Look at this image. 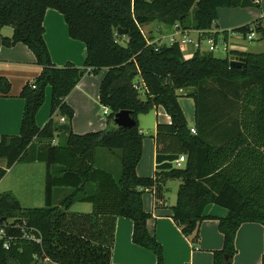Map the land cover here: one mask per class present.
Listing matches in <instances>:
<instances>
[{"label":"trees","instance_id":"obj_1","mask_svg":"<svg viewBox=\"0 0 264 264\" xmlns=\"http://www.w3.org/2000/svg\"><path fill=\"white\" fill-rule=\"evenodd\" d=\"M241 2L0 0V28L12 30L11 38L2 37L1 44L8 48L18 43L25 45L41 68L40 74L26 83L19 94L23 101L19 134L0 136V160L5 161L0 180L15 163L28 164L37 159L35 142L57 136L63 137L62 141L53 148L44 145L40 157L55 163L51 175H66L80 182L57 205L47 199V205L40 208H22L10 192L0 194V223L25 225L26 230L34 228L41 236L37 244L20 237L18 228L8 230L17 237L8 249L0 245V264H43L49 258L65 259L67 264H109L107 247L95 248L88 241L61 231L70 207L96 195L92 182L99 183L98 192H106V184L112 186L108 177L111 174L94 166L93 154L98 149L114 154L121 167L113 179L116 191L107 188L109 199L101 211L129 219L132 243L149 250L155 256V264H163L162 248L146 229L150 215L143 210L142 196L165 179L180 182L170 210L185 237L208 218L203 213L206 206L213 204L227 211L224 218L217 219L223 245L214 252L212 264H231L239 227L245 223L264 226V52L227 51V57L221 59L197 50L185 59L179 44L153 42L144 36L142 27L156 22L166 29L177 25L183 33L196 31L199 41L219 38L218 33L211 32L218 9L237 8ZM47 9L59 12L69 37L84 44L86 57L81 68L71 63L61 67L52 63L43 39L42 23ZM250 27L242 26L231 33L244 35ZM119 28L125 33L120 35ZM254 31L264 38L258 24ZM228 34L224 31L221 38L226 41ZM230 56L243 58L245 66L230 68ZM101 69L106 72L98 101L108 109L106 129L74 134L70 128L74 112L65 99L88 71L96 73ZM47 86L51 87L49 119L39 128L35 117ZM9 90V82L0 77V96H7ZM180 97L194 101L195 134H191L186 123L178 103ZM157 107H162L171 121L156 126L153 177L140 178L135 169L142 154L143 135L137 118ZM120 111H127L135 121L132 128L116 126L114 118ZM55 114L65 122L55 123ZM179 156L185 157V164L178 169L173 162Z\"/></svg>","mask_w":264,"mask_h":264},{"label":"crops","instance_id":"obj_2","mask_svg":"<svg viewBox=\"0 0 264 264\" xmlns=\"http://www.w3.org/2000/svg\"><path fill=\"white\" fill-rule=\"evenodd\" d=\"M257 5L256 8H251L252 4L248 8L218 9V19L212 25L211 32L218 33L219 37H222L221 34L224 31H231L246 25L254 27L257 24L264 31V0H258ZM42 25L44 28L43 39L52 63L59 67L66 63H71L75 67L81 68L86 57L85 46L69 37L63 16L56 10L47 9ZM159 27L168 35L175 32L173 28L166 29L162 24ZM158 32L160 30H156L150 35L154 37L152 41L166 44L164 40H166L168 35L159 36ZM190 32L197 34L199 44L198 32ZM11 36L12 30L10 28H0V77L7 80L10 84L7 96H0V136H17L19 134L23 112V101L19 98V94L23 86L32 82L41 71V68L36 65L35 56L25 45L18 43L8 48L1 44L2 37L11 38ZM255 36L256 39L262 40L260 43L263 45L260 47V51L243 47L244 43L241 42L242 40L236 34H228L226 38L227 51L253 54L263 53L264 38H262V33L255 32ZM229 45H232L233 48L229 49ZM194 47H190L191 50L188 51L190 53L187 54L182 49L185 59L193 56L195 53ZM105 72L106 69H101L96 73L88 71L66 97V104L74 112L70 125L74 134L81 135L106 129V120L101 117L100 108L102 106L98 101L99 86ZM136 81L140 85L139 90L143 94L144 91L140 80ZM182 98L178 99V103L188 127L193 128L194 101L188 97ZM50 104L51 87L47 86L44 102L35 117L37 127L42 128L48 121ZM148 115H151L152 123L147 129L148 134H146L143 127L140 128L139 118ZM52 119L55 123L65 122H61V118L59 120L56 114ZM170 121V117L162 107L155 108L147 115L138 116V130L143 135L142 154L135 169L138 177H153L156 166V147L153 136L155 135L156 126L158 124H169ZM61 138L63 139V137ZM35 145L37 146V159L32 163H21L25 166L16 170L14 178L16 183L14 187L7 190L15 198L16 193L18 194L25 187H27V191L41 193L42 185H45L46 182V198L53 205H57L63 195L71 189L78 188L80 182L77 178L71 180L66 175H51L50 172L56 166L55 163H50L40 157L45 149L42 142H35ZM53 146H56V144L53 143L50 148H53ZM87 160L88 158H86ZM117 160L114 154L103 149H98L93 154L95 168L111 174L107 175L110 179L109 181L112 182V186L109 184L105 186L110 188L112 192L116 191L115 186H113V179L120 174L114 175V173H118V169L115 167ZM18 165L19 163H15L6 171L5 175L10 174L14 167ZM5 178L6 176L1 180ZM167 180L171 181V179ZM167 180H161L159 187H153L151 191L144 193L142 196L143 210L150 215L146 222V229L155 237L162 248L163 264H212L214 252L221 250L223 245V237L218 231L217 219L224 218L227 211L213 204L206 206L203 213L208 218L198 224L196 231L191 236L185 237L171 217L170 208L175 204L176 193L173 196L168 195L170 190L167 188ZM92 183L95 186L96 195L92 200L77 201L70 207L66 212L61 231L66 235H72L83 241H88L95 248L107 247L109 250V264H155V256L149 250L132 243V222L129 219L118 217L111 213H102V206L104 207V203L108 201L109 198L107 199V197H109L108 193L110 190L108 191L106 188V192H98L97 186L99 183ZM179 184L178 180L176 191ZM16 200L21 204L18 198ZM234 244L236 254L232 258L231 264H264L263 225L256 223L242 224L236 232ZM64 260L59 261L49 258L43 264H67L66 260Z\"/></svg>","mask_w":264,"mask_h":264},{"label":"rangeland","instance_id":"obj_3","mask_svg":"<svg viewBox=\"0 0 264 264\" xmlns=\"http://www.w3.org/2000/svg\"><path fill=\"white\" fill-rule=\"evenodd\" d=\"M251 8H256V7L252 6ZM159 25H161V24L151 23L149 26H145L144 28L142 27V33L144 34V36L146 38H151V39H154V37H151L150 35L153 32H155L156 30H160V32H158L159 36L160 35L161 36L168 35V34L165 33V31H162V28H160ZM157 27H159V28H157ZM230 32H229V34H230ZM235 34L240 36V34H238V33H235ZM184 35H185V38L187 40L192 41L191 44L188 43L186 45H182L181 46L183 51H184V53L187 54V53H190V52H188L189 50H191L190 47H194V45L196 44V41L198 40V37H197L196 33H192V32H188V33H186ZM180 38H181V36H180ZM165 41L166 40H164V42ZM261 41L262 40L255 39L253 41H241V42L244 43L243 47H246V48L254 50V51H260L259 49H261L260 47L263 45L262 43H260ZM162 42H163V40H162ZM197 46L194 47L195 48V52L197 50H199V52L202 53V54H208L209 53L208 50H207L208 49V45L204 41H202V40L199 41V44H197ZM230 48H233V46L229 45V49ZM210 53L214 57L221 58V59H224V58L227 57L226 52L224 51V49L220 45H217L215 51L210 52ZM140 94H142L141 91H140ZM180 98H182V97H180ZM182 99H184V97ZM102 111H103V107L100 108V113H101V117L106 120V116L108 114L107 115H103ZM139 119H140V128L143 127L145 133L148 134V130L147 129L150 127V125L152 123L151 115L141 116ZM59 120H60V117H59ZM196 132H197V130H196ZM61 141H62L61 137L55 136L52 140L44 139L42 141V143L44 145L52 146L53 143L58 145ZM115 163H116L115 167H117L118 173L117 174L114 173V175L117 176L120 173V168L121 167H120V163H119L118 160ZM20 164L21 163H19L18 166L14 167V169L12 170V172L10 174L5 175L6 176L5 179L0 180V181H2V182H0V194L4 193V192H9V190H7V189H11V187H14V185L16 183V181H14L16 170L18 168H23L25 166V165H23L25 163H23L21 165ZM0 168L5 169V161H3V160L0 161ZM39 170H40V168H39ZM7 171H8V169H7ZM94 181H96V178L94 179ZM177 182H178V180H175V181L173 179L171 181L167 180V186H168L167 188L170 190V192H168V195H170V196L175 195V193H176L175 189L177 187L176 186ZM46 186L47 185H46V182H45V185L44 184L42 185L41 193L27 191V187H25L24 189L20 190V192H18V194L16 193V198H18L20 200L21 207H23V208H34V207L40 208V207L46 206L47 205V198H46V195H45V188H47ZM43 196H44V198H43Z\"/></svg>","mask_w":264,"mask_h":264},{"label":"built area","instance_id":"obj_4","mask_svg":"<svg viewBox=\"0 0 264 264\" xmlns=\"http://www.w3.org/2000/svg\"><path fill=\"white\" fill-rule=\"evenodd\" d=\"M250 2L252 4H258V0H250ZM173 29L175 32H173L172 34L168 35L166 38V44L165 45H172L174 43L179 44L180 46L182 45H186L188 43L191 44L192 41L187 40L185 38V33H183L177 25L173 26ZM230 32V31H229ZM231 35H235L234 33H231ZM181 36V38H180ZM239 39L242 41H253L256 39L255 36V31H254V27H250L249 31L246 34H240ZM207 45H208V52H213L215 51L217 45L222 46V48L224 49V51L227 53V45H226V41L221 38V37H217V38H213V37H209L205 40H203ZM198 44V40L196 41V44L194 46H197ZM103 115H107L108 114V109L107 108H103L102 111ZM61 122H64V119L61 118ZM190 132L191 134H195V130L194 128H190ZM185 164V157L184 156H179L177 160H175L173 162V166L175 168H182ZM20 229L21 230V236L22 238L32 241L34 243L39 244L41 242V236L39 234V232H37L34 228H31L29 230L25 229V225L19 226V225H14L11 226V223L8 224H2L0 223V245L4 248V249H8L10 242L12 239L16 238L17 236H14L12 234L8 233V230L10 229Z\"/></svg>","mask_w":264,"mask_h":264},{"label":"water","instance_id":"obj_5","mask_svg":"<svg viewBox=\"0 0 264 264\" xmlns=\"http://www.w3.org/2000/svg\"><path fill=\"white\" fill-rule=\"evenodd\" d=\"M250 0H242L240 7L247 8L251 7ZM117 32L122 35L125 33L124 30H121L120 28L117 30ZM245 66V60L243 58L230 56L229 57V67H235V68H242ZM114 123L118 128L122 129H130L135 125V121L130 118V115L127 111H120L115 115Z\"/></svg>","mask_w":264,"mask_h":264}]
</instances>
